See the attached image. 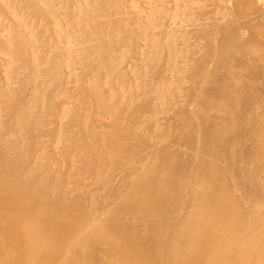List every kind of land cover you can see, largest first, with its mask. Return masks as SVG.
Returning a JSON list of instances; mask_svg holds the SVG:
<instances>
[{"label": "rangeland", "instance_id": "rangeland-1", "mask_svg": "<svg viewBox=\"0 0 264 264\" xmlns=\"http://www.w3.org/2000/svg\"><path fill=\"white\" fill-rule=\"evenodd\" d=\"M263 1L0 0V177L22 178L23 190L30 183L26 204L43 199L37 232L84 216L81 244L99 254L93 234L120 219L118 237L134 238L124 242L130 257L145 244V256L167 264L188 233L177 221L149 225L151 209L162 211L157 190L180 201L164 196L177 207L175 221L197 197L193 189L214 187L242 209L217 223L233 230L229 245L257 247L253 258L263 262ZM186 193L192 199L183 202ZM0 225L4 264H59L35 231L21 241L1 214ZM68 232L47 236L53 249L67 242L58 257L66 261L77 245ZM156 236H167V247ZM212 255L192 261L212 264Z\"/></svg>", "mask_w": 264, "mask_h": 264}, {"label": "bare ground", "instance_id": "bare-ground-1", "mask_svg": "<svg viewBox=\"0 0 264 264\" xmlns=\"http://www.w3.org/2000/svg\"><path fill=\"white\" fill-rule=\"evenodd\" d=\"M262 147H264V145ZM166 159L164 161H166ZM6 164H8L7 165L8 169H6V171H8L10 169L9 168L10 164L9 163H6ZM171 165H172V163H171ZM180 165L182 166V164H180ZM263 165H264V163H263ZM258 166H259V164H258ZM178 168H179V166H178ZM11 173H10V175H11ZM197 174H198V177H200L199 180L201 179V181H200L201 184L207 183L206 181L210 182L211 178L205 179V177L208 176L209 174L206 176H204V173L203 174L197 173ZM2 175L0 177L1 179L3 177ZM5 175L7 176L6 177V179H7L8 178L7 173L4 174V176ZM13 178L15 179L16 177L14 176ZM1 179H0V214H1L2 218H4L6 223L16 231L18 238L21 241H28L29 242L35 238V237H33L32 232L29 229H31L32 231H35L36 234L38 233L39 236L37 237V239L40 241L39 247H43L45 249V251L50 250L51 252H53L52 256L54 259H58L57 262L59 264H93L96 262L95 259H90L89 257H98V256L99 257L96 260H98L100 264L101 263H104V264H159L160 263L159 260H152V259H150V257L145 256L147 254V250H148L147 247L146 248L144 247L145 244L143 245V247H141L138 244V246H140V248L138 246L137 247L141 251L138 253V256H136V255H134L132 257L129 256L128 249L126 248V246L124 247V245H125L124 242L127 243V245H128V242L132 241L134 238L131 239V237L129 236L130 240L128 239L129 241L127 242L125 240L128 237L127 238L125 237L126 238L125 240H123L124 238L123 239L120 238L121 236L118 237L121 234L122 228L125 229L121 224H120L121 226L118 224V221L120 219L117 220V222L115 221L116 223H113V221L116 219H113L112 222L109 220L110 222H108V224H110V225H106V226L102 225L101 228L99 229V231L98 232L96 231L95 235L93 234V238H95V239L99 238L98 244L101 247L99 245L98 246L100 247V249L102 251L99 254H98V252H100V251H95L93 253H90L91 252V250H90L88 252V250L86 248V245L88 243L87 244H81V242H83L85 240V238L84 239L82 238L83 239L82 240L81 239L82 234L80 233V231H77V230H78V224L83 218H85L84 216L79 217L76 215L74 217V215H70L69 221L67 223L68 226L63 227L61 229H57L58 226H57V228H53L52 223L51 224L48 223V224H46V226H47L46 229L48 231L44 229V232L45 231L47 232V233L45 232L46 234L43 231L37 232V229H36L37 221L35 218H38L37 213L40 210H42L41 207L43 205V202H42L43 199H40L39 197H37V193L35 194L36 197L39 198L42 202V204L39 205V203H41L40 200L38 201L39 202L38 203L37 201H35L37 199H35L34 196H32L35 193V191H34V193H31L33 200L31 199L30 196H28V198H30L31 201L34 203L33 204H26V202L24 200V199H26V195H27L26 191L28 192V194H29V192L33 191L32 188L30 187L31 186L30 183H28V185H29L28 187H30V190L28 191V190H26V189H28V187H26L24 190L19 186L17 187L18 183H19V185H21L20 182L22 181L21 180L22 178L18 179V176H17L16 180L17 181L19 180V181L14 182L15 181L14 180L12 184L10 183V182H12V178H10V181L4 180V177L2 180ZM215 182L217 183L216 179H215ZM14 183H16V184H14ZM147 183H149V182H147ZM22 184H24V182H22ZM25 184H27V182ZM23 186H25V185H23ZM166 188L160 187L157 190L158 194L160 195L159 197H161V194L163 197L161 199L159 198V201L161 202L160 207L162 208V211L160 212V210H159V212H158V210H156V212H157L156 213L155 210L149 208V209H151V211H153V212H151L152 214L149 213V216H148V218H149L151 215L152 222H151V224H149L148 221L147 222L152 227L153 226L161 227L163 224L164 225L169 224V226L171 227L170 224L175 223L177 221L178 225L180 223V227H178V231L180 230V231H185L186 233H188L186 239L175 242V251H174V249H172L173 254H171V253L169 254L170 256L167 258V264H199V263H197L198 260H195V262L192 260L196 259L198 257L208 258L210 252L213 253L212 264H237V263L238 264H259L260 263L259 258H256V257L253 258L254 252H256V250H258L257 247H252V246L243 247V246H238V244H237V248L231 247L229 245L231 243H229L230 241L228 240L227 236H229V233L232 232L233 230L230 228L227 229L225 227V225H218L217 226V223L219 221L231 219V218H234L235 216L241 214L242 209L239 208L240 207L239 205L233 204L234 202H232L230 200L231 198L230 199L228 198L229 201H227L225 197L224 198H222V196L220 197L221 194L219 195V190L217 188L214 189V187L213 188H207V189L195 188L192 191L197 197L195 199L191 198L192 203H189L190 205L188 204V202H186L189 205V207H188L187 211L184 212V214L186 212L187 213L185 215H182L181 217L179 216V218L177 216L178 220L173 221L174 216L172 217V213L175 214L176 210H177L176 205H174L173 203L175 202V199H176V202L178 199L174 198L173 194H169L168 188L167 189ZM192 191H191V194H192ZM55 192L56 191H54L53 194ZM166 192H168V194ZM54 195H57V194H54ZM137 195H139V194H137ZM154 195H156V194H154ZM165 195H168L167 196V197H169L168 199H170V196L173 195V199L171 198V200L174 202L172 203L170 200L165 199V198H167V197L164 198ZM188 196H189V198H188ZM188 196L186 193V195H182V196L179 195V197L178 196L177 197L178 198L181 197L182 198L181 201L184 202L185 200L186 201L191 200L189 194H188ZM138 197H141V196H138ZM154 199L157 200V196L156 197L154 196ZM132 201L133 200H131V203H132ZM28 202L31 203L30 201H28ZM151 202H154V201L153 200L150 201V205H149L150 207H152V205L155 204V203L152 204ZM169 202H171L173 204V206H172V204L170 205ZM176 202H175V204H176ZM44 203H45V201H44ZM133 203H134V201H133ZM177 203L179 206L180 201H178ZM8 204H10L11 206L9 207ZM137 205H139V204H137ZM137 205H135V206H137ZM142 205L143 204H141L139 206L141 207ZM145 205H147V204L145 203ZM156 205L158 206L159 202H158V204L156 203L154 206L156 207ZM44 206H45V204H44ZM130 206H132V205H130ZM60 207L62 208V206H60ZM78 207H80V205L77 206V208ZM140 207H138V208H140ZM142 207H141V209H142ZM165 207L166 208L169 207L170 211L168 208H167L168 210H166ZM133 208H135V207H133ZM159 208H156V209H159ZM5 209H8V212H6ZM58 209L59 208L57 207V210ZM65 209H66V206H63V208L61 210H65ZM141 209H140V211L137 209V211H139V213H141L142 212ZM149 209H148V212H150ZM83 210H84V208H83ZM133 210H136V209H133ZM165 211H169V213H167V212L165 213ZM62 212L63 211H61V213ZM66 212H67V210H66ZM86 212L87 211L85 210V213ZM70 213H71V211H70ZM85 213H83V214L86 215ZM87 213H89V211ZM145 213H146V210L144 213H141V214L144 215ZM117 215H119V213ZM54 216H55V214H54ZM66 216H68V214ZM113 216L115 217L116 215H113ZM134 216H136L135 213H134ZM86 217H87V215H86ZM88 217L90 218L91 216H89V214H88ZM76 218L78 220H75ZM30 219H32V220H30ZM148 220H150V219H148ZM105 223H107V222H105ZM258 225H260V224H258ZM53 226H54V224H53ZM60 227L61 226H59V228ZM257 227H258L256 229L257 232H259V233L264 232L263 227H261V226H257ZM127 228H128V226H127ZM151 228L149 227V229H151ZM1 229H3V226L0 225V230ZM85 229L87 232L88 227H85ZM155 231H158V230L156 229ZM180 231H179V233H181ZM234 231H236V228L234 229ZM237 231H243V229L241 228ZM48 232H50L49 233L50 235H47ZM67 232L71 233L70 238H69V242L71 239V245L72 244H77V245L73 249V250L76 249L74 251V253H71V255L69 257L67 256V261H66L65 258H58V257L60 255V253L63 252V249L67 248L66 247L67 242L63 241L60 243L63 246H60L58 249H53L52 248L53 246L51 244H49L52 239L48 243L47 236H48V238H49V236H55L59 239V238H63ZM113 232L114 233L118 232V233L116 234V236L111 235V234H114ZM77 233H80V234L77 235ZM215 235L220 237V239L218 241L212 240ZM165 237H166V239L163 243L160 239H164V238H160L159 236L158 237L156 236V238H159L158 242H157L158 245H162L164 248L167 247V244L169 243L167 236H165ZM156 238H154V239H156ZM135 240H138V239H135ZM131 243H132V245L133 244L135 245V243L137 245L138 241L131 242ZM131 243L129 245H131ZM172 244H173V241H172ZM131 246H128V247H131ZM189 249H194L193 251L195 253H193L191 251V253L189 255V259L182 258L181 254L184 253L186 255L188 253L187 251ZM216 249H217V252H213V250H216ZM224 250H227V252L225 254H221V252ZM263 251H264V249H263ZM184 254H182V256ZM5 259L7 260L8 256L4 259H2V257H0V264H4ZM27 260H29V259L25 256L24 261H27ZM200 263H201V261H200ZM261 264H264V260H263V262H261Z\"/></svg>", "mask_w": 264, "mask_h": 264}]
</instances>
